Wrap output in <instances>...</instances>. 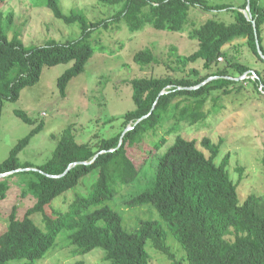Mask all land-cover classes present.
Masks as SVG:
<instances>
[{"label":"trees","instance_id":"1","mask_svg":"<svg viewBox=\"0 0 264 264\" xmlns=\"http://www.w3.org/2000/svg\"><path fill=\"white\" fill-rule=\"evenodd\" d=\"M98 1L121 5L109 17L89 21L81 10L64 13L59 0H45L56 18L79 24V37L63 42L47 40L38 45H25L17 33L7 35L13 23L11 11L5 19L0 17V111L5 101L17 100L25 86L39 80L44 66L72 62L57 78L59 94L64 97L67 83L83 70L94 52L90 37L98 28L108 29L113 24L124 23L133 32L149 24L156 29L182 33L188 21L187 5L207 11L227 8L206 0ZM247 4L250 19L242 11ZM263 23L264 2L244 0L235 10L234 23L227 25L209 18L193 27L188 36L197 41V48L188 55H176V60L184 66L202 60L206 74L199 76L198 70L192 68L182 77L132 79L133 108L123 114L121 131L102 136L96 142H79L69 124L60 135H53L56 146L51 156L39 165L21 162L18 153L43 128V122L34 125L35 120L25 111L14 110L16 116L34 126L0 162V174L10 172L0 177V199L10 187V177L19 175V185L24 187L21 196L30 195L35 202L25 210L22 219L16 217V206L12 207L7 227L0 234V264H11L17 259L21 260L18 264H35L63 230L69 231L68 244L76 246L73 254L101 247L105 252L103 259L110 264H148L147 240L172 259L162 222L184 250L187 264H264V194H250L240 201L237 184L228 172L229 156L225 154L219 163L215 162L220 142L212 143L203 137L200 144L209 151L206 156L196 140L177 134L173 143L157 157L149 179L139 186L135 182L146 158L135 163L129 155V150L143 141L144 132L159 125L163 127L165 120H172L169 130L173 131L181 122L195 124L208 113L217 111L214 105L208 111L204 106L208 100L214 102L218 98L212 96L213 92L229 93L228 86L238 81L226 76L238 77L252 70L257 75L254 82L264 87L257 71L225 48L240 38L258 55L256 43L262 50ZM219 56L224 59L222 63L217 60ZM133 61L140 67L150 64L153 61L150 48L135 52ZM127 125L131 128L123 133ZM166 133L151 145V152L155 153L166 141ZM96 154L91 163H83L91 161ZM19 168L28 169L15 171ZM93 171L97 177L90 191L76 196L69 210L56 211L52 216L43 214V229L34 223L30 217L34 212L43 211L47 204L76 187ZM130 184L136 187L121 197V203L127 207L151 205L160 220H142L134 231L128 232L122 226L121 214L111 206L104 204L87 209L116 196L118 186Z\"/></svg>","mask_w":264,"mask_h":264},{"label":"rangeland","instance_id":"2","mask_svg":"<svg viewBox=\"0 0 264 264\" xmlns=\"http://www.w3.org/2000/svg\"><path fill=\"white\" fill-rule=\"evenodd\" d=\"M209 4L225 5L220 10H203L196 5H187V24L184 31L176 32L156 29L147 24L137 31H129L124 23L113 24L108 29L98 28L91 37L93 54L85 63L83 70L71 78L61 97L57 87V78L71 66L72 62L44 66L39 80L25 86L15 101H5L0 111V162L5 159L17 141L24 137L38 122H43V128L33 135L29 144L18 153L21 162L30 161L39 165L46 161L56 146L53 135H60L66 126L71 124L79 142H96L102 136L115 135L121 129L123 114L133 108L131 81L134 78H157L165 75L182 77L195 68L199 76L206 74L207 69L202 60L189 62L184 66L176 60V55H188L197 48V41L190 39L189 31L198 27L206 19L213 18L224 24L234 23L235 10L244 0H206ZM262 4L264 0H259ZM61 9L68 13L71 9L81 10L89 21L109 17L121 4H106L98 0H59ZM11 11L13 23L8 31V37L17 33L25 45H38L47 40L63 42L79 37L80 27L77 22L66 23L56 18L45 5V0H0V17L5 19ZM244 11V10H243ZM262 54H254L245 40L236 39L225 45L234 53L240 62H246L259 74L264 82V23L261 38ZM149 47L153 61L140 67L133 61V55L138 50ZM173 48V49H172ZM224 61H220L221 63ZM237 78V77H235ZM229 93L222 90L213 92L218 97L214 102L208 100L204 110H211L213 105L217 111L210 112L206 117L195 123H179L178 128L170 131L172 120L167 119L154 129L144 132L143 141L129 150L130 157L139 163L144 157V165L137 176V186L149 179L157 157L170 146L176 135L186 139H194L197 146L206 156L209 151L200 144L203 137H208L212 143L220 142L219 163L223 156H229L228 172L237 184L240 201L250 194H264V89L260 90L253 80L236 79ZM259 81V82H260ZM20 109L33 120L34 125L27 124L15 115L14 110ZM110 122L105 123V121ZM130 126L127 125L126 128ZM125 128V129H126ZM166 141L154 153L151 145L164 133ZM241 168L242 171H239ZM96 171L84 176L80 183L66 191L47 204L43 211L34 212L30 217L36 225L43 229V214L52 216L54 212H65L74 204L76 196L87 194L91 184L96 180ZM10 187L4 198L0 199V234L5 231L8 216L13 206H16V217L22 219L25 210L34 204L30 195L21 196V177H10ZM134 184V185H135ZM118 186L116 196L99 204H92L87 209L107 204L122 216V226L128 232L134 231L142 220H160L156 209L148 204L127 207L121 203V197L136 186ZM167 230V244L173 255L172 259L152 247L149 240L145 246L149 254L148 264H187L185 252L181 245ZM68 230L61 231L53 246L45 255L36 260L35 264H110L105 261L104 250L95 247L84 254H73L75 245H69ZM21 260H13L18 264Z\"/></svg>","mask_w":264,"mask_h":264},{"label":"water","instance_id":"3","mask_svg":"<svg viewBox=\"0 0 264 264\" xmlns=\"http://www.w3.org/2000/svg\"><path fill=\"white\" fill-rule=\"evenodd\" d=\"M244 10V11H243ZM242 11H243V13L247 16V17H249L250 16V12H249V5L247 4V6L245 7V9H243ZM249 19H250V17H249ZM256 45H257V51L260 53V54H262V52H261V49H260V47H259V45L256 43ZM227 78H231V79H233L231 76H226ZM210 78H212V77H209L208 79H210ZM192 88H194V87H192ZM160 93H163V92H160ZM131 128V126H128L124 131H123V133L125 132V131H127L128 129H130ZM123 133H122V135H123ZM120 142H121V140H120ZM97 156V154L93 157V159L91 160V161H88V162H83V163H91L94 159H95V157ZM69 168V167H68ZM68 168L65 170V172L68 170ZM24 169H28V168H19V169H17V170H15V171H18V170H24ZM32 169H35V168H32ZM8 173H10V172H7V173H1L0 174V177L1 176H5L6 174H8ZM58 176H60V175H58ZM58 176H55V177H58Z\"/></svg>","mask_w":264,"mask_h":264},{"label":"built area","instance_id":"4","mask_svg":"<svg viewBox=\"0 0 264 264\" xmlns=\"http://www.w3.org/2000/svg\"><path fill=\"white\" fill-rule=\"evenodd\" d=\"M218 61H221L222 60V56H219L218 57V59H217ZM238 77H240V79H242V80H255V78H257V75H256V73L254 72V71H252V70H249V71H247V72H245V73H243V74H241L240 76H238ZM238 77L237 78H235V77H232L234 80H236V79H238ZM260 86V90H262V89H264V87H263V85L262 84H259ZM163 92V91H162ZM164 93V92H163Z\"/></svg>","mask_w":264,"mask_h":264}]
</instances>
